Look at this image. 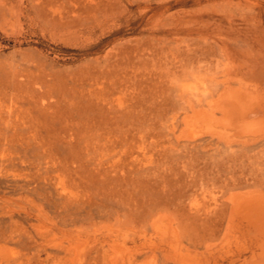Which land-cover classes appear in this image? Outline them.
Listing matches in <instances>:
<instances>
[{"label":"rangeland","instance_id":"obj_1","mask_svg":"<svg viewBox=\"0 0 264 264\" xmlns=\"http://www.w3.org/2000/svg\"><path fill=\"white\" fill-rule=\"evenodd\" d=\"M263 68L264 0H0V257L264 260V130L190 113Z\"/></svg>","mask_w":264,"mask_h":264},{"label":"bare ground","instance_id":"obj_2","mask_svg":"<svg viewBox=\"0 0 264 264\" xmlns=\"http://www.w3.org/2000/svg\"><path fill=\"white\" fill-rule=\"evenodd\" d=\"M249 3H247V4H249ZM251 3L253 4V2H251ZM253 21H254V19H253ZM256 27H254V28H256ZM251 28H253V27H251ZM252 67H253V65H252ZM257 68H258V66H257ZM220 71H222V70H220ZM249 72H250V70H249ZM228 73H229V71H228ZM231 73H232V70H231ZM244 74H245V72H244ZM220 75L222 76V78L220 77ZM220 75H219V78L224 79L223 78L224 77L223 76L224 74L223 75L220 74ZM227 75H229V74H227ZM215 76H217V75H215ZM229 78L230 77H227L226 76V79H229ZM255 79H257L258 81H260V83L262 85H264V68H263V70L260 71V73L258 75H255ZM246 80H248V79H246ZM223 81H225V83H226V80H223ZM228 82H230V81L228 80ZM241 83H242V81H241ZM241 83H240V80H239V83L237 82V84L242 85ZM248 84H249V82H248ZM252 84H254V83H252ZM258 84H259V82H258ZM254 86H256V84H254ZM218 87H216V88H218ZM250 88L252 89V87H250ZM214 89H215V86H214ZM239 91L244 94V96H242L241 98L237 94H236L237 96L236 95H233L229 91L228 92H222L221 94H218L217 93L218 94L217 97L215 96L216 95V93H215L214 96L216 98L212 95L215 99H213L212 96H211L212 97L211 99H210V97L205 96L206 98L208 97L210 99L209 102H208V107H207V104H206L207 109L202 108L205 105H203L202 107L199 106V105H197L198 108L191 109L190 113H191L192 116H195V115L196 116H199L200 114L201 115H206V117L207 116L209 117L208 119L213 118V117L215 118V116L218 115L220 118H222L225 121H237L239 124L238 125H235V126L237 127V131H239V132H245V133H248V134H252L254 132L258 133V132L264 130V92L263 93H260V91H259L260 94H258V93L255 94V93H252L251 91L249 92L248 88L243 87V85L240 86ZM206 95H208V94H206ZM199 98L197 97V100H196L198 103L200 102ZM224 104H229V105L233 104L234 105L233 115L230 116V115H228L226 109L223 110V105ZM213 106H215L217 108V111H215V112H212L213 110L211 111V108ZM213 109H215V108H213ZM231 114H232V112H231ZM216 119H214V120L218 123L219 121H217L218 119L217 120ZM205 121H203V123ZM204 125H206L207 128L209 129V126L207 124H204ZM237 209H239L242 212V214H244V216H245L244 218L248 222L247 231L250 232L253 229L256 232L255 233V236L256 235L257 236L259 235L260 237H263L264 238V193H261V192H258L257 193L256 192V193H252L251 196L250 195L245 196V198H243V200L237 205ZM239 216H241V214ZM180 242H181V240H180ZM174 243H176V242H174ZM260 245H264V242L261 241ZM204 247L205 248H208L205 245H204ZM205 248H204V251H205ZM206 251H208V249H206ZM261 254H263V253H261ZM209 256H211V255H209ZM224 257H223V260H225ZM13 258H14V256H12V259H7V258H4V257H0V264H19L16 260H13ZM237 258H238L237 261L239 262V264H264V260H262L260 258H259L260 260H257L256 258H254V256H252L250 260L247 259V258H243V259L239 260V257H237ZM15 259H17V258H15ZM212 260L214 262H216V260L214 259V257L212 258ZM237 261L233 259V256H231L229 258V264H235V262H237ZM225 262H226V260H225Z\"/></svg>","mask_w":264,"mask_h":264}]
</instances>
